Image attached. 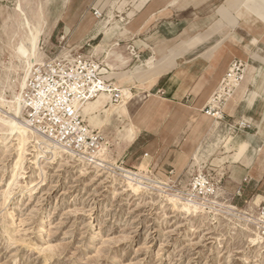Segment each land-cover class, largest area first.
<instances>
[{
  "label": "rangeland",
  "instance_id": "374dc122",
  "mask_svg": "<svg viewBox=\"0 0 264 264\" xmlns=\"http://www.w3.org/2000/svg\"><path fill=\"white\" fill-rule=\"evenodd\" d=\"M20 1L0 0V96L7 99L11 98L13 87L21 93L17 81L22 70L20 59L15 55L16 46L25 36L22 17L17 11ZM112 1L43 0L48 26L43 30L39 50L41 46H47L48 50L53 49V53L63 50L84 54L80 52L82 49L72 51L62 39L64 36H85L79 31L82 20L92 24L99 22L100 27L110 32L108 36H119L121 32L136 27L133 22L139 16L157 11L169 0H124L114 8L111 7ZM192 1L177 0V5L166 14L175 17L201 16L209 0L201 1L197 8L189 6L186 11L180 9ZM245 1L210 0L208 5L211 8L208 10L212 12L223 8L230 17L236 18L230 23L241 28L243 35L253 40L264 32V23L261 16L249 14L248 7L256 5L257 10L254 11L262 15L264 8L258 0ZM23 9L29 15L32 10L35 11V6L24 5ZM95 10L102 14L101 19L96 20L95 14H91ZM154 18L146 25L153 23ZM106 21L109 23L105 24ZM116 23L119 26L113 28ZM230 36H234L233 33ZM249 50V54L255 55L244 62L245 84L254 78L255 67L259 66L262 70L258 81L264 82V46L261 50L251 46ZM42 57L39 52V60ZM143 62L144 58L136 65ZM17 66L20 68L17 69ZM137 90L133 96L138 106L132 109L130 106L123 107L124 104H112L107 97L111 103L106 113H99V109L90 117L80 113L92 130L103 134L105 144L113 150L117 149L121 135L133 134L134 141L140 132L138 120L147 99ZM215 123V119L203 120L202 142L196 144L194 139L191 140V156L174 159L176 171L154 162L150 159L151 155L144 158V152L138 153L137 150L146 148V143L150 141L144 124L136 145L134 148L128 146L129 151L127 148L121 153L117 166L135 172L143 167L141 170L149 179L166 182L178 191L193 194L200 191L194 189L195 180H206L213 188L221 190L217 201L261 217L264 192L254 186L246 189L243 185L227 183L228 173L234 177L237 175L229 169L232 163L230 135L222 126L211 131ZM7 128L0 124V264H264V241L253 243L251 240L257 232L255 225L243 226L239 216L225 214L223 208L217 207L221 211L216 213L189 214L175 208L161 190L136 191L121 176L98 172L94 166L78 163L63 149V157L59 155L53 159L51 155H46L39 158L30 144L21 169L15 171L13 168L21 145L19 141L7 139ZM260 158L264 161V150ZM12 182L15 186L12 187L11 199L5 201L4 193ZM25 188L30 190L26 194L21 193ZM251 201L256 205L250 204ZM12 218L14 224L5 231L3 223H10ZM44 225L47 232L40 236V227ZM263 231L258 230L264 238ZM9 232L20 241L9 240ZM28 243H33V248H28ZM47 257H53L52 261L46 262Z\"/></svg>",
  "mask_w": 264,
  "mask_h": 264
},
{
  "label": "crops",
  "instance_id": "0c3cea01",
  "mask_svg": "<svg viewBox=\"0 0 264 264\" xmlns=\"http://www.w3.org/2000/svg\"><path fill=\"white\" fill-rule=\"evenodd\" d=\"M123 1L113 0L111 7H118ZM201 1L205 0H193L180 9L186 11L189 6L197 8ZM250 1L253 0L245 2ZM258 3L264 8V0H258ZM208 4L210 0L206 7L203 6L201 16L175 17L166 14L175 7L169 0L157 11L139 16L133 22L136 27L121 32L119 36H108L110 32L100 27L99 22L92 24L86 21L79 24V31L85 36L62 37L72 51L82 49L81 53L101 62L106 79L113 87L121 92L125 88L130 90L128 103L121 99L123 107L130 106L132 109L138 106L133 96L135 90L144 94L147 102L138 120L140 132L130 148H134L142 135L141 126L144 124L150 141L146 143V148L137 150L138 153L144 152V158L151 155V160L173 171H176L175 158L188 159L191 156V140L194 139L196 144L201 141L203 120H214L203 110L231 63L235 60L250 61L255 53L249 54V48L253 46L261 50L264 46V32L250 40L249 36L243 35L241 28L230 23L236 19L234 16L230 17L220 7L209 12L211 6ZM254 9L256 5L249 6V14L261 16L264 23V15ZM91 14L94 16V13ZM154 16V22L146 25ZM108 23L106 21L105 24ZM117 26L118 23L113 28ZM231 33L234 36H230ZM106 44H112L114 48L103 49ZM119 53L122 55L120 58ZM143 58L144 62L137 66ZM261 70L262 67H255L254 78L246 84L245 75L246 79L224 109V119L216 120V123L217 130L222 126L230 135L232 163L229 169L237 172L236 177L228 173L227 183L243 185L246 189L254 186L264 192V161L260 158L264 150V82L258 81ZM109 102H104L98 112L106 113L110 109ZM241 123L248 124L249 128H239Z\"/></svg>",
  "mask_w": 264,
  "mask_h": 264
},
{
  "label": "built area",
  "instance_id": "2783aa9c",
  "mask_svg": "<svg viewBox=\"0 0 264 264\" xmlns=\"http://www.w3.org/2000/svg\"><path fill=\"white\" fill-rule=\"evenodd\" d=\"M94 14L96 19H101L100 12L95 10ZM39 52L43 57L33 67L21 95L26 121L37 133L62 146L76 162L95 166L94 157L105 143V137L84 121L76 104L95 99L102 93L109 94L111 102L117 104L121 102L122 92L106 79L102 63L92 56L63 50L53 53L47 46H41ZM245 75V63L233 61L204 108V114L223 120L224 109ZM238 127L246 129L249 125L241 123ZM261 217L264 219V208Z\"/></svg>",
  "mask_w": 264,
  "mask_h": 264
},
{
  "label": "bare ground",
  "instance_id": "6f19581e",
  "mask_svg": "<svg viewBox=\"0 0 264 264\" xmlns=\"http://www.w3.org/2000/svg\"><path fill=\"white\" fill-rule=\"evenodd\" d=\"M87 1V0H86ZM43 0H22L20 5L17 7V11L22 17V26L25 30L24 40H22L15 48V55H17L20 59L22 75L18 79V86L21 90V93L16 92L13 87L12 95L10 99H7L3 96H0V124L8 126V140L11 139L13 141H19L20 152L19 156L14 165V170L21 169V164L23 162L24 156L27 152V147L31 144L32 147L35 148V156L39 158H44L46 155H51V158H56L57 156H64V148L54 141L50 140L46 136H43L37 133L32 127H30L29 123L26 121L24 116L23 106L21 103L22 92L25 90L27 83L30 79V75L35 64H38L39 60V41L43 35V30L47 28L48 24L45 19V11L42 5ZM176 0L171 1L172 6H176ZM35 6V11L32 10V13L28 15V13L24 12L23 6ZM87 4V3H86ZM90 5V4H89ZM86 20H82L81 23L85 24ZM55 26V24H54ZM114 46L112 44H106L103 46V49L111 50ZM2 53V48L0 47V54ZM122 57L119 53L118 58ZM20 68V66H17ZM11 71L12 69L9 68ZM239 88V87H238ZM130 90L124 89L122 90V99L125 103H128L130 99ZM107 97L110 98L109 94L102 93L98 95L95 99L80 101L76 104V108L79 113H82L84 116H91L96 109H99L104 105V102L107 101ZM111 99V98H110ZM95 100V101H93ZM111 101V100H110ZM142 105V104H141ZM150 106V105H149ZM144 110V109H143ZM138 111V110H137ZM146 111V110H145ZM91 123V121H90ZM133 123V122H132ZM93 124V123H91ZM213 126V125H212ZM218 128V124L215 123V126L211 128V131H216ZM6 139V140H7ZM134 136L133 134L121 135V141L118 144L116 150H113L108 147L107 144H103L102 148L98 154L94 157L95 166L94 169L98 170V172L103 171L105 174L112 176H121L123 179L128 182V184L136 191L139 190H152L158 189L161 190L162 194L165 196L167 200L175 208H181L183 211L189 214H198L201 212H220L221 210L217 209L223 208L225 214H230L233 216H239L244 223L243 226H250V224L255 225L257 232L254 237L251 239L254 242H263L264 238L258 232L259 229L264 230V219L262 217L256 216L252 212L249 211H241L237 207L233 205H223L219 201H217V197L220 194V189L213 188L211 185L207 183L206 180L196 181L195 187L199 188L198 194L190 193L189 191H178L174 189L172 186L163 181H154L149 179L145 174L143 167H141L139 172H135L133 170L120 168L117 166V160L121 157V153L125 151L128 146L133 142ZM122 142V144H121ZM120 152H117L118 149ZM63 149V150H62ZM65 151V150H64ZM44 155V156H43ZM71 159L70 157H67ZM197 160L198 157H195ZM85 167L86 165H82ZM41 168V167H40ZM88 169V168H87ZM19 172V171H18ZM16 173V175L18 174ZM41 172L43 170L41 169ZM34 186V184H32ZM10 188L8 191L4 193L5 201H9L12 196V187L15 186L14 182L9 184ZM30 190L29 188H25L21 190V193L26 194V191ZM32 190V189H31ZM22 194V195H23ZM252 201L250 202V204ZM256 205V202L252 203ZM259 207V206H258ZM206 211V212H205ZM239 214V215H238ZM212 216V215H211ZM234 219V218H233ZM239 219V220H240ZM233 221V220H232ZM263 223V224H262ZM14 224V219L12 218L10 223H3V229L5 231L9 230L11 226ZM47 232V229L44 226L40 227V236ZM264 232V231H263ZM9 240L13 242H19V238L16 235H13L12 232H9L7 235ZM260 244V243H259ZM29 246L28 248H33V243L26 244ZM53 257L46 258V262H51Z\"/></svg>",
  "mask_w": 264,
  "mask_h": 264
}]
</instances>
